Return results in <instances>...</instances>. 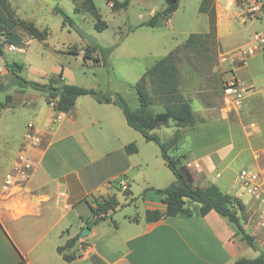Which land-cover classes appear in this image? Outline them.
<instances>
[{"label":"crops","instance_id":"1","mask_svg":"<svg viewBox=\"0 0 264 264\" xmlns=\"http://www.w3.org/2000/svg\"><path fill=\"white\" fill-rule=\"evenodd\" d=\"M244 1L249 6L256 2ZM258 4L259 12L252 13L254 17L248 18L249 7L244 10L236 4V0H216L215 34L223 50L237 52L254 46L256 49L226 80L235 77L249 87L242 107L228 113L222 112L221 108L219 112H211L219 118L222 127L223 120L229 127L230 117H236L232 123L241 139L231 137L223 141L222 138L218 143L219 150L208 151L200 168L195 169L191 162H187L186 168L194 185L218 186L220 174L212 176L210 169L223 164L225 158L233 153V147L239 145L240 150L234 152V157L246 153L248 167L264 175V158H255V152L264 147V141L262 144L259 141L264 140V88H256L259 78L250 76L253 70L258 73L264 70L263 48L257 46L254 38L255 33L264 34L261 22L264 0ZM204 16L206 29L203 32L208 27L207 15ZM93 29L86 32L94 34L99 43V32L94 33ZM30 39L22 40L23 45L26 46ZM84 41L80 37L74 42L77 49L84 46ZM6 61L1 59L0 85L4 84L9 74L4 67ZM92 61L89 63L88 59L84 63L86 66L94 64L95 68L82 71L83 75L93 78L92 81L88 79L89 84H85L65 63L53 65L50 69L29 65L27 79L45 83L49 78L56 77L58 84L68 83L121 94L109 84L117 79L124 81L125 77L110 72V67L106 69L101 60ZM32 97L31 101L22 105L29 106L31 115L28 122L34 124L39 138L30 149L33 168L27 182L8 192L2 190L3 178L16 157L27 124L19 139L1 136L0 133V162L4 163L0 173V264H235L241 257L254 258L264 251V229L252 219L255 202L244 195L236 183H231L230 188L222 191L244 204L241 216L243 228L253 237L261 234L260 238H254L255 248L242 240L236 229L214 210L201 216L199 204L188 198L185 204L192 212L190 215H176L147 223L144 217L146 210L165 209L163 195L153 191L143 197L140 194L146 188L161 189L174 181L171 170L163 169L167 167L164 160L158 164V145H148L152 141L133 133L134 129L127 125L121 109L112 103H98L91 96H79L70 111L60 112L61 117L56 118L57 111L42 93H33ZM6 103L8 105L0 110V121L2 111L14 107L12 102ZM162 108L157 104L152 106L155 112L163 111ZM169 126L179 129L170 120L153 132L161 138L165 132L162 128ZM188 130L190 128L185 133L189 134ZM183 132L184 129L181 130L182 136ZM131 142L136 144L137 151L128 154L124 147ZM174 153L184 155L183 160L186 158V154ZM121 180L127 183L125 190L121 187ZM125 191H128L127 194ZM110 196L118 201L117 208L106 219L88 227L85 221L92 218L91 207H95V201ZM123 206L129 211L122 209ZM83 228H89L90 232L81 236ZM75 236L78 238L72 247L61 253L57 251L58 246ZM249 247L253 253L249 252ZM63 254L75 258L65 261Z\"/></svg>","mask_w":264,"mask_h":264},{"label":"rangeland","instance_id":"2","mask_svg":"<svg viewBox=\"0 0 264 264\" xmlns=\"http://www.w3.org/2000/svg\"><path fill=\"white\" fill-rule=\"evenodd\" d=\"M9 1L17 17L33 22L39 29L47 27L50 33L45 42L34 39L26 31L16 28L15 31L21 36L22 40H27V37H29L31 41H28L26 46L14 45L17 49L12 51H4V48L9 44L3 42L4 36L0 34V63L1 59H4L8 63L16 62L21 64L24 69H22L20 74L25 78H28L27 68L29 65H40L50 69L53 65L65 63L75 71H73L74 73H77V76L85 84H89L88 79L92 81L93 78L83 75L82 71L94 69L95 65L86 66L83 57L79 54V48L77 49V45L74 42L78 41L81 35L74 26L63 25L61 15L53 10L56 5H59L72 18L75 25L85 32L90 31L93 29L94 18L84 8L83 0H55L57 4L52 9L49 8L44 0ZM92 1L102 18L107 22V27L99 32V44L104 47H113L107 56L108 65L104 67L106 69L110 67V72L112 71L116 75L125 77L124 81L114 80L109 84V87L119 90L131 108H135L138 105L133 86L135 82L154 62L172 49L179 47L176 65L180 79V90L182 95L192 104L196 118L193 125L181 127V130L184 129L183 136L175 150L179 154H186L184 159L186 163L191 162L195 169L200 168L201 161L203 162L204 156L208 151L219 150L218 143L222 138L223 141L231 137H235L234 139L238 140L241 139L240 133L236 131L235 124L232 123L236 117H230L229 127L226 126V121L223 120L222 127L219 118L217 119L211 115L213 110L220 111L222 86L231 74H235V69L238 66L229 61L227 58L228 52L224 51L220 46L216 39V34L213 37L199 38L196 47L183 46L185 39L190 33L199 34L208 31L207 27V30L203 32L206 29V23L204 14L199 12L200 0H180L178 8L166 21H163L157 27H148L141 25V23L146 21L154 11L164 9L167 5L166 0H130L126 8L118 9L112 8L107 0ZM248 1L253 2L252 0ZM259 1L256 0L254 4H258ZM213 2L215 5L216 0ZM236 4L242 6L244 10L250 7V4L245 2L244 4L236 2ZM220 5H218V8H220ZM261 16L263 17L261 22L264 26V15L262 12ZM128 27H133L134 29L128 31ZM84 43V46L80 47V49L85 48L87 42L84 41ZM18 47L23 49H18ZM71 51H76L78 55L69 54ZM93 56L99 59L97 53ZM87 61L88 59L85 60V62ZM90 61L92 60L89 59V63ZM8 73L7 78L3 81L4 84H2L4 88L0 89V102H12L11 104L14 107L8 111H2L0 133L1 136L7 135L10 138L19 139L31 115L30 110H28L29 106H23L22 104L31 101L33 93L38 94V92L31 88L20 89L17 85L11 84V74L9 71ZM250 76L254 79L259 78L257 83L259 86H255L256 88H264V79H260L261 76H264V70L262 73L253 70ZM149 87L148 84L147 88L149 89ZM7 96H11V99L6 100ZM6 105L8 104L6 103ZM187 128H190L188 130L189 134L185 133ZM162 129L165 131L163 135L161 132L162 136L160 139L162 141L172 137L176 131L174 126ZM132 131L140 136L138 131ZM259 141L262 144L264 140ZM148 145L156 147L154 142H149ZM239 146L233 147V153L225 158L223 164L210 169L212 176L217 175V173L220 174L217 184L223 191L230 188L231 183H236L235 177L239 169L244 167L252 169L251 166V168L248 167L249 163L246 160V153H242L237 158L234 157V152L240 150ZM262 149L264 147L255 152V158H258L256 154ZM141 151H143L142 148ZM143 153L145 152L143 151ZM148 154H151V152ZM197 155L200 156L201 160L197 158ZM161 161L162 157L159 154L158 164ZM195 163H198L199 166H195ZM3 164L0 162V173L2 172ZM153 164L155 165V162ZM163 169L164 171L170 170L168 167ZM148 174L150 175L149 171ZM116 186H119L118 183H116ZM149 191L154 192V190ZM125 207L123 206L122 209H129ZM139 207L141 208V205ZM252 219L254 223H257L256 208L253 210ZM259 235H254V238H260ZM247 249H249L250 253H253L252 248L249 247Z\"/></svg>","mask_w":264,"mask_h":264},{"label":"trees","instance_id":"3","mask_svg":"<svg viewBox=\"0 0 264 264\" xmlns=\"http://www.w3.org/2000/svg\"><path fill=\"white\" fill-rule=\"evenodd\" d=\"M214 0H201L199 12L207 15L208 31L206 33H190L185 39L184 47H196L199 38L213 37L216 30V11ZM112 8H126L130 0H107ZM180 0H166L167 5L164 9L154 12L141 25L148 27H157L163 21H166L170 15L178 8ZM237 3L244 4V0H236ZM84 8L93 16V28L97 32L103 31L107 27V22L102 18L98 9L92 0H83ZM264 7V5H263ZM53 10L62 17L63 25H74L72 18L63 8L56 5ZM26 31L29 36L39 41L46 40L49 36L48 28L39 29L31 21H26L16 16L9 0H0V34L4 36L5 43L9 45L22 46V38L15 29ZM128 27V31L133 30ZM112 46L102 47L99 43L95 45H85L83 59L101 60L103 66H107V56L111 52ZM178 46L166 55L158 59L152 66L148 67L140 78L135 82L134 90L138 100V106L131 108L125 98L119 92H105L93 88H86L74 84H58L56 77L49 78L48 82L42 83L23 77L20 72L22 66L16 62H5V68L10 72V83L17 85L20 89L31 88L42 93L48 103L54 102V109L59 112L70 111L76 99L79 96L88 95L98 103H112L118 106L128 126L138 131L146 141L156 143L160 150V155L167 167L174 175V181L165 188L155 189L146 188L141 196L149 190H154L157 194L163 195L162 202L165 204L164 210L148 209L145 211V221L147 223L159 222L167 217L176 215H190L192 212L185 204L188 198L199 204V213L206 215L214 210L220 216L224 217L235 229L242 240L250 247L255 248V239L243 228L241 216L244 212V204L236 197L223 192L217 185L208 184L204 187L194 185L190 179L186 168V162L182 159L184 155L175 154V150L181 140L182 133L180 128L191 126L195 123V114L192 106L181 93L180 79L176 65ZM71 53H77L71 51ZM97 53L99 59L93 55ZM263 65H264V47H263ZM108 69V68H107ZM61 77V75H59ZM149 84V89L147 88ZM4 86L1 85L0 89ZM10 96L6 97L9 100ZM161 105L163 111L155 112L152 106ZM6 103H0L1 108ZM172 120L177 127L173 136L162 141L160 137L153 132L154 129L167 125ZM128 154L137 151L134 142L128 143L124 147ZM128 191H125L127 194ZM95 207H91L92 218L85 221L88 227L108 217L119 205L114 196L96 200ZM78 237L68 239L64 245L58 246L57 251L61 253L64 249L72 247ZM65 261H71L75 257L72 255H62ZM235 264H264V251L254 258H239Z\"/></svg>","mask_w":264,"mask_h":264},{"label":"built area","instance_id":"4","mask_svg":"<svg viewBox=\"0 0 264 264\" xmlns=\"http://www.w3.org/2000/svg\"><path fill=\"white\" fill-rule=\"evenodd\" d=\"M260 5H252L249 7V14L246 17L253 18L252 13L259 12ZM255 40L258 42L260 48L264 47V34L255 33ZM16 47L12 44L7 45L4 50H15ZM256 47H250L246 49H240L237 52H228L227 58L232 64L241 65L245 62L246 56L254 52ZM79 54L84 55L85 50L79 49ZM249 87L232 77L222 86V100H221V110L224 113L237 111L242 107L245 94L247 93ZM54 109V102L49 103ZM55 110V109H54ZM61 113L57 111L56 118H60ZM39 138L35 130V126L32 122H28L26 126V131L23 135V140L19 146L16 153V157L10 167V170L5 173L3 178L2 190L4 192L10 191L12 188L21 186L28 181L33 168V161L30 154V149L33 145L37 144ZM256 157L264 158V149L256 154ZM195 166H199L195 163ZM217 177L219 174L217 173ZM236 184L240 187L243 194L252 199L255 203L257 222L260 227L264 229V175L261 171H256L249 168H241L238 170L236 177ZM123 190L126 189L127 183L125 180L120 182Z\"/></svg>","mask_w":264,"mask_h":264},{"label":"water","instance_id":"5","mask_svg":"<svg viewBox=\"0 0 264 264\" xmlns=\"http://www.w3.org/2000/svg\"><path fill=\"white\" fill-rule=\"evenodd\" d=\"M44 1L48 4L49 8H51V9L57 4V1H55V0H44ZM263 8L264 7L262 6L261 10H263ZM73 26L78 31V33L81 35V37L89 45H95L98 42V38L95 37L93 34L85 32L84 30H82L80 27H78L75 24ZM89 232H90L89 228H83V230L81 231L80 235L84 236V235H86Z\"/></svg>","mask_w":264,"mask_h":264},{"label":"bare ground","instance_id":"6","mask_svg":"<svg viewBox=\"0 0 264 264\" xmlns=\"http://www.w3.org/2000/svg\"><path fill=\"white\" fill-rule=\"evenodd\" d=\"M232 1V0H231Z\"/></svg>","mask_w":264,"mask_h":264}]
</instances>
